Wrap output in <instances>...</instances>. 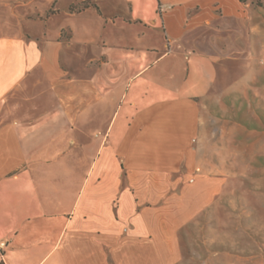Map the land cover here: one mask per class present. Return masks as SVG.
<instances>
[{"label": "crops", "instance_id": "0c3cea01", "mask_svg": "<svg viewBox=\"0 0 264 264\" xmlns=\"http://www.w3.org/2000/svg\"><path fill=\"white\" fill-rule=\"evenodd\" d=\"M244 5L0 0L12 29L0 24V264L179 260L174 184L205 208L224 180L195 174L200 153L261 131L212 111ZM251 207L252 261L264 193Z\"/></svg>", "mask_w": 264, "mask_h": 264}, {"label": "rangeland", "instance_id": "374dc122", "mask_svg": "<svg viewBox=\"0 0 264 264\" xmlns=\"http://www.w3.org/2000/svg\"><path fill=\"white\" fill-rule=\"evenodd\" d=\"M255 1L243 6L240 22H227L228 45L236 56L228 55L227 83H218L220 107L217 104L212 111L226 114L228 127L237 122L244 129L261 131L217 138L211 151L200 153L195 174L224 180L221 192L217 188V197L205 208L200 205L192 212L188 185L174 184V206L184 219L178 231L180 256L174 264H264V257L250 260L260 253L250 246L255 223L252 195L264 193V0L260 8ZM8 10L0 22L5 33L12 32L5 17ZM186 171L182 168L179 175Z\"/></svg>", "mask_w": 264, "mask_h": 264}, {"label": "trees", "instance_id": "16d2710c", "mask_svg": "<svg viewBox=\"0 0 264 264\" xmlns=\"http://www.w3.org/2000/svg\"><path fill=\"white\" fill-rule=\"evenodd\" d=\"M238 1L242 4H247L249 2V0H238ZM254 5L260 8L262 6V0H256ZM86 6L87 4H82L78 6L77 8L72 7L70 8V11L71 12L80 11L81 9H84Z\"/></svg>", "mask_w": 264, "mask_h": 264}]
</instances>
